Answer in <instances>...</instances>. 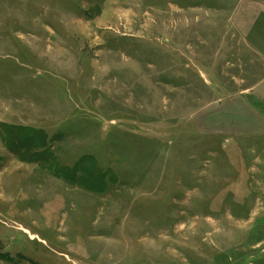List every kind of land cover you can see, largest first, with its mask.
<instances>
[{
    "label": "rangeland",
    "instance_id": "obj_1",
    "mask_svg": "<svg viewBox=\"0 0 264 264\" xmlns=\"http://www.w3.org/2000/svg\"><path fill=\"white\" fill-rule=\"evenodd\" d=\"M0 264H264V0H0Z\"/></svg>",
    "mask_w": 264,
    "mask_h": 264
}]
</instances>
